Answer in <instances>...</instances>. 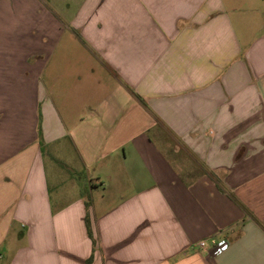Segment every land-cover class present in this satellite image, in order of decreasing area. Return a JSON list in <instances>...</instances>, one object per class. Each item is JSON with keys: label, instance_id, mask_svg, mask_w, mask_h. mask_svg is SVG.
<instances>
[{"label": "crops", "instance_id": "obj_1", "mask_svg": "<svg viewBox=\"0 0 264 264\" xmlns=\"http://www.w3.org/2000/svg\"><path fill=\"white\" fill-rule=\"evenodd\" d=\"M92 254L264 264V0H0V264Z\"/></svg>", "mask_w": 264, "mask_h": 264}, {"label": "built area", "instance_id": "obj_2", "mask_svg": "<svg viewBox=\"0 0 264 264\" xmlns=\"http://www.w3.org/2000/svg\"><path fill=\"white\" fill-rule=\"evenodd\" d=\"M197 246L202 249L210 248L211 253L214 256H218L229 248V243L226 240L218 241V240L212 239L209 241L207 240L201 241L197 244Z\"/></svg>", "mask_w": 264, "mask_h": 264}, {"label": "trees", "instance_id": "obj_3", "mask_svg": "<svg viewBox=\"0 0 264 264\" xmlns=\"http://www.w3.org/2000/svg\"><path fill=\"white\" fill-rule=\"evenodd\" d=\"M40 135H41V132H40ZM91 206V198L90 196L88 195L87 196V199H86V208H87V216H86V227H87V232H88V236L89 238L92 240L93 242V245H94V248H95V239H94V236H93V232H92V228H91V222H90V219H89V215H88V210ZM93 259H94V256L93 254L88 258V260L86 261L85 264H92L93 263Z\"/></svg>", "mask_w": 264, "mask_h": 264}, {"label": "rangeland", "instance_id": "obj_4", "mask_svg": "<svg viewBox=\"0 0 264 264\" xmlns=\"http://www.w3.org/2000/svg\"><path fill=\"white\" fill-rule=\"evenodd\" d=\"M61 179H62V178H61ZM78 180H79V177H78ZM63 181H64V180L62 179V182H63ZM65 182H66V180H65ZM80 186H81V185H80ZM81 187H83V185H82ZM98 191L101 192V191H102V187H100V188L98 189ZM99 194H101V193H97V195H96L97 198H99V196H98Z\"/></svg>", "mask_w": 264, "mask_h": 264}]
</instances>
